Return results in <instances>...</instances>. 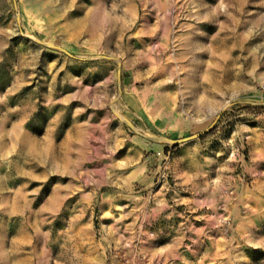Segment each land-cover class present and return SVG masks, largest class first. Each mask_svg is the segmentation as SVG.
I'll return each instance as SVG.
<instances>
[{"label": "rangeland", "instance_id": "374dc122", "mask_svg": "<svg viewBox=\"0 0 264 264\" xmlns=\"http://www.w3.org/2000/svg\"><path fill=\"white\" fill-rule=\"evenodd\" d=\"M0 264H264V0H0Z\"/></svg>", "mask_w": 264, "mask_h": 264}, {"label": "water", "instance_id": "95a60500", "mask_svg": "<svg viewBox=\"0 0 264 264\" xmlns=\"http://www.w3.org/2000/svg\"><path fill=\"white\" fill-rule=\"evenodd\" d=\"M208 130L204 131V132H201V133H198L196 135H192L190 137H186V138H182V139H177V140H174L172 141L175 145H178V144H182V143H186L188 141H191V140H194V139H197V138H200L201 136H203L205 133H207Z\"/></svg>", "mask_w": 264, "mask_h": 264}]
</instances>
